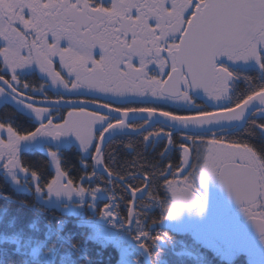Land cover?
<instances>
[{"label":"snow or ice","instance_id":"1","mask_svg":"<svg viewBox=\"0 0 264 264\" xmlns=\"http://www.w3.org/2000/svg\"><path fill=\"white\" fill-rule=\"evenodd\" d=\"M0 103V200L87 230L33 220L0 264H264V0H0Z\"/></svg>","mask_w":264,"mask_h":264},{"label":"trees","instance_id":"2","mask_svg":"<svg viewBox=\"0 0 264 264\" xmlns=\"http://www.w3.org/2000/svg\"><path fill=\"white\" fill-rule=\"evenodd\" d=\"M1 109L9 113L13 111L11 106H7V107L3 106ZM17 115L21 119H26V117H23L22 114L17 113ZM64 153H65L64 162L67 168L70 170L71 175L75 177V176L82 174L79 150H76L74 148L65 149ZM31 155H35L38 159H45L43 153H34ZM134 156H135L134 153L133 154H126V153L118 154L119 163L123 165L125 160H132ZM146 159L149 162H154V161L158 162V154L148 151ZM165 163L166 162H163V166H166L164 165ZM89 171H91V169H89ZM168 178L172 179L173 177H168ZM2 183H5V181H4L2 174H0V184ZM139 184L140 182H137V185ZM5 186H6V190L9 191L13 195L14 199H31V197L27 193L17 192L15 190V187L12 186L10 183H7ZM0 205H3V207L7 209V216L4 219L0 220V237L11 234L13 231H15L16 229H20V228H23L25 231H28L27 225L33 220L38 221L42 230L44 228L45 223L48 220H51L52 226L55 227V224H56L55 222L58 219H61V218L64 219L66 216L69 217V222L66 225L67 231L75 232L78 236H81L85 231H87L86 229H79L76 227V224L78 220L80 219L79 217H75L72 215H66L63 212H61L59 209H48L47 211H45L41 207V204L39 201L36 202L32 210H21L19 209L18 205H10L9 202L3 201V200H0ZM52 215H54L55 217H53ZM151 215L154 218L158 219L159 210L157 209L153 211ZM88 216H91V213H88ZM14 217L16 218L15 220L16 227L9 228L8 224L10 221L13 220ZM0 244L4 246V249L8 250L9 258L11 259L20 258L19 256L12 255L13 247H14L13 245L5 243L2 240H0ZM87 247L89 249V252L92 254L93 259H99L103 262V264H108V259H109L110 254L113 259V264H114L115 259L117 258L116 253L114 252L113 249L109 248L106 250H101L92 241L88 242ZM97 253H99V255H97ZM165 259L168 260L169 264H185V258H179V257L174 256L170 250L166 252Z\"/></svg>","mask_w":264,"mask_h":264},{"label":"flooded vegetation","instance_id":"3","mask_svg":"<svg viewBox=\"0 0 264 264\" xmlns=\"http://www.w3.org/2000/svg\"><path fill=\"white\" fill-rule=\"evenodd\" d=\"M36 77L35 76H30L29 77V79H35ZM4 105L2 104V103H0V108H2ZM67 111H68V109H63L62 110V114H64V115H66V113H67ZM73 147H69V148H66V149H72ZM74 149H76V150H78L77 148H74ZM148 151H151L152 153H156V154H158V152L160 151V149L158 148V149H156V151H153L151 148H149V150ZM164 162H166L164 165H167V164H169V163H171L172 165H178L179 164V153H175V152H173V153H170L169 154V157L167 158V159H165V161ZM89 163H91V161H89ZM173 170H175V167H173ZM217 194L219 195V189L217 188Z\"/></svg>","mask_w":264,"mask_h":264},{"label":"water","instance_id":"4","mask_svg":"<svg viewBox=\"0 0 264 264\" xmlns=\"http://www.w3.org/2000/svg\"><path fill=\"white\" fill-rule=\"evenodd\" d=\"M219 196H221L222 198L226 199V193H223L219 190Z\"/></svg>","mask_w":264,"mask_h":264},{"label":"built area","instance_id":"5","mask_svg":"<svg viewBox=\"0 0 264 264\" xmlns=\"http://www.w3.org/2000/svg\"><path fill=\"white\" fill-rule=\"evenodd\" d=\"M178 239H180V238H186V237H177ZM210 259V258H209ZM211 260V259H210Z\"/></svg>","mask_w":264,"mask_h":264},{"label":"rangeland","instance_id":"6","mask_svg":"<svg viewBox=\"0 0 264 264\" xmlns=\"http://www.w3.org/2000/svg\"><path fill=\"white\" fill-rule=\"evenodd\" d=\"M88 214V213H87Z\"/></svg>","mask_w":264,"mask_h":264}]
</instances>
